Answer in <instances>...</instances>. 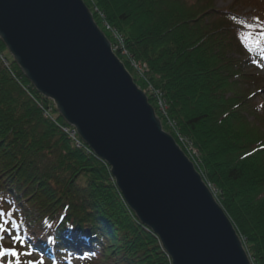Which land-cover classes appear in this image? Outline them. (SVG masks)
Segmentation results:
<instances>
[{"label":"trees","instance_id":"1","mask_svg":"<svg viewBox=\"0 0 264 264\" xmlns=\"http://www.w3.org/2000/svg\"><path fill=\"white\" fill-rule=\"evenodd\" d=\"M84 1L113 45L111 31L132 58L147 63L154 92L145 91L163 128L183 150L180 135L198 149L196 168L218 190L253 264H264V114L251 111V122L246 108L247 87L259 83L246 72L253 60L244 41L248 21L217 8L216 0ZM116 54L142 87L121 50ZM62 127L69 125L53 101L36 90L0 38L4 232L50 263L75 257L82 264H172L158 236L123 200L109 166Z\"/></svg>","mask_w":264,"mask_h":264},{"label":"water","instance_id":"2","mask_svg":"<svg viewBox=\"0 0 264 264\" xmlns=\"http://www.w3.org/2000/svg\"><path fill=\"white\" fill-rule=\"evenodd\" d=\"M0 38L110 168L172 264H253L233 222L84 0H0Z\"/></svg>","mask_w":264,"mask_h":264},{"label":"rangeland","instance_id":"3","mask_svg":"<svg viewBox=\"0 0 264 264\" xmlns=\"http://www.w3.org/2000/svg\"><path fill=\"white\" fill-rule=\"evenodd\" d=\"M215 4L217 8L222 10L231 9L232 12H235L236 14L241 16L244 20L248 21V25L250 26L249 27L250 29L245 34L244 41L246 44V51L250 55V57L253 58V60H252V64L248 68H246V72L249 73L251 72V75H253L252 73H254L253 79L258 78L259 81V83L254 87L248 86L246 92L248 99L250 97L252 98L249 99L247 103V105L252 103L251 107L246 106V108L249 111L248 112L249 120L253 122L254 117L253 114H251V111H255L257 114L260 115L264 114V0H216ZM106 28L108 27L106 26ZM111 34L114 33L111 31ZM4 60H5V64H8V61L6 59ZM134 60L136 59L134 58ZM136 61L141 63H146L142 60H136ZM130 64L131 63H129V65ZM130 67L133 70L132 64L130 65ZM133 72L135 73V69L133 70ZM251 75L248 74V76ZM138 77L140 78V80H138L139 85L141 82H142L141 85L144 83L142 87L139 86L143 91L145 90L146 87L147 88L150 87L149 85L150 83L146 81L144 76H142L143 78L140 75ZM259 88L260 90H258ZM166 127L172 128L174 127V125L170 121H168ZM179 138L183 140V144H185L186 142L187 144L192 145V148L190 147L189 150L188 151L186 150L185 152H189L192 155L193 158L192 161L196 166L197 163H199L198 149L186 137L180 135ZM207 184L210 186V188L213 190L214 195L216 196L218 190L216 189L215 185L211 183H207ZM0 229H3V226L1 224H0ZM0 237H2V239H0V249L5 250L6 252L15 251L18 253L17 256L5 255L3 257H0V264H68L67 262L60 263L59 259L54 261L53 263H50L43 259H42L43 261L38 260L37 257H34L32 254L28 252V249L24 248L23 250L18 248L17 246L18 244L14 243L13 237L8 235V232H4V231L0 232ZM47 240L48 242H50L49 239ZM23 251H24L23 255H19ZM72 264H82V261L81 259L74 257L72 258Z\"/></svg>","mask_w":264,"mask_h":264},{"label":"built area","instance_id":"4","mask_svg":"<svg viewBox=\"0 0 264 264\" xmlns=\"http://www.w3.org/2000/svg\"><path fill=\"white\" fill-rule=\"evenodd\" d=\"M108 28H110L109 26H107ZM113 36H114V38H115V41H116V45H113L112 44V46H113V50L116 52L117 50H121V53H122V55H126V56H123V58L124 59H126L127 60V62L128 63H131L132 64V67H133V70L135 69V74L137 75V76H144L145 77V75H146V72H148V66H147V64L146 63H141V62H137L136 60H134V58H132L131 56H130V54L124 49V44H123V40H122V38H121V36L119 35V34H117V32H115V31H113ZM130 64V65H131ZM143 78V77H142ZM149 90H151V91H153V87H149L148 88ZM144 92H146L145 90H144ZM154 92V91H153ZM156 94H157V92H156ZM158 105H159V108H160V110L162 111V112H165V110H166V106L164 105V102L159 98L158 99ZM173 125H174V122L173 121H170ZM62 129L66 132V133H68L69 134V136L73 139V140H75V143H76V145L77 146H81V141H80V139H79V137H78V135H77V132H76V130L75 129H73V128H70V127H62ZM181 141H182V143H183V140L181 139ZM188 142V141H187ZM184 145V148H185V150H189V148L191 147L192 148V145H190V144H187L186 142H185V144H183ZM187 146V147H186ZM88 151H89V149H88ZM186 153H189V152H186ZM190 154V153H189ZM191 159H193L192 158V155L190 154V156H189Z\"/></svg>","mask_w":264,"mask_h":264},{"label":"snow or ice","instance_id":"5","mask_svg":"<svg viewBox=\"0 0 264 264\" xmlns=\"http://www.w3.org/2000/svg\"><path fill=\"white\" fill-rule=\"evenodd\" d=\"M4 231L3 229H0V232ZM0 239H2V237H0ZM5 255H12V256H17L18 253L15 252V251H12V252H6L5 250L3 249H0V257H3ZM19 255H23V253L19 254Z\"/></svg>","mask_w":264,"mask_h":264}]
</instances>
